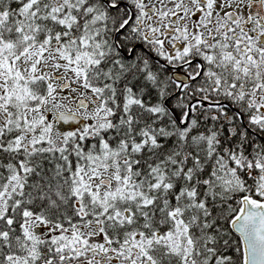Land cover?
Returning <instances> with one entry per match:
<instances>
[{
	"label": "trees",
	"instance_id": "obj_1",
	"mask_svg": "<svg viewBox=\"0 0 264 264\" xmlns=\"http://www.w3.org/2000/svg\"><path fill=\"white\" fill-rule=\"evenodd\" d=\"M141 8L0 0V264H244L231 222L264 202V22L168 45ZM36 50L78 62L101 116L33 119L53 93L18 66ZM104 171L100 196L86 175Z\"/></svg>",
	"mask_w": 264,
	"mask_h": 264
},
{
	"label": "rangeland",
	"instance_id": "obj_2",
	"mask_svg": "<svg viewBox=\"0 0 264 264\" xmlns=\"http://www.w3.org/2000/svg\"><path fill=\"white\" fill-rule=\"evenodd\" d=\"M257 1L259 0H141L142 20L159 40L164 35L177 31L179 34L175 33L169 39L168 45H171L179 40L180 34L187 38L191 30L197 34L207 33L213 29V24L217 22L218 25L219 20L228 14L241 19H245L246 16L248 18L258 16L260 11L250 10V3ZM260 34L264 37V30H261ZM175 49L173 46L169 51L171 56ZM18 66L26 76L49 77L53 85L50 101L40 113L32 112L33 119L40 120L48 115L52 121L67 128L66 126H73L81 118L101 116L102 108L97 102H92L91 92L82 84L78 62L59 53L46 54L43 50H36L19 60ZM1 89L0 85V92ZM82 99L90 103L85 110L76 107ZM0 116L2 117L1 112ZM86 177L87 183L93 190H97L100 196L115 189L116 181L109 171L89 173Z\"/></svg>",
	"mask_w": 264,
	"mask_h": 264
},
{
	"label": "water",
	"instance_id": "obj_3",
	"mask_svg": "<svg viewBox=\"0 0 264 264\" xmlns=\"http://www.w3.org/2000/svg\"><path fill=\"white\" fill-rule=\"evenodd\" d=\"M254 5L260 7L261 3ZM174 78L182 84L189 82L185 74L175 73ZM88 104L81 100L78 108H87ZM231 229L243 244L245 264H264V202L255 204L251 199H244L240 213L231 223Z\"/></svg>",
	"mask_w": 264,
	"mask_h": 264
},
{
	"label": "flooded vegetation",
	"instance_id": "obj_4",
	"mask_svg": "<svg viewBox=\"0 0 264 264\" xmlns=\"http://www.w3.org/2000/svg\"><path fill=\"white\" fill-rule=\"evenodd\" d=\"M260 1H262V0H260ZM263 3H264V1H263ZM251 4H252V2L250 3V10H252L253 11V8L251 7ZM120 5V4H119ZM112 7H118V6H116V5H113ZM250 18H253V17H250ZM263 21V20H262Z\"/></svg>",
	"mask_w": 264,
	"mask_h": 264
}]
</instances>
